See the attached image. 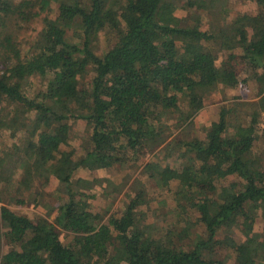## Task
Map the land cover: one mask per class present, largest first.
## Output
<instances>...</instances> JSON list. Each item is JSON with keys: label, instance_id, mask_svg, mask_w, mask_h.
Returning <instances> with one entry per match:
<instances>
[{"label": "trees", "instance_id": "trees-1", "mask_svg": "<svg viewBox=\"0 0 264 264\" xmlns=\"http://www.w3.org/2000/svg\"><path fill=\"white\" fill-rule=\"evenodd\" d=\"M246 1L255 10L245 17L255 25L250 37L225 25L203 29L198 15L178 17L179 0H0V129L14 139L0 147V264H229L233 255L237 264H264V226L260 237L250 234L256 218L264 219V148L252 146L264 122V0ZM217 4L223 11L221 0L178 5L215 10ZM40 15L41 29L24 46L12 27ZM99 34L108 39L100 51ZM223 47L231 52L215 65ZM238 58L261 69L259 97L220 106L203 136L179 139L177 171L159 160L143 166L157 187L171 192L176 222L154 234L157 226L139 209L145 201L138 179L119 213L91 211L84 191L91 181L78 170L133 166L149 140H162L163 120L187 125L206 94L236 84L227 66ZM77 121L88 138L75 132ZM32 139L44 153L30 152ZM78 139L85 144L81 154L61 148ZM222 166L234 178L208 187ZM50 175L67 186L65 196L55 195V223L6 205L45 203ZM105 189L102 195L111 198ZM229 223L249 234L236 240L223 231ZM58 229L72 239L62 242Z\"/></svg>", "mask_w": 264, "mask_h": 264}, {"label": "rangeland", "instance_id": "rangeland-1", "mask_svg": "<svg viewBox=\"0 0 264 264\" xmlns=\"http://www.w3.org/2000/svg\"><path fill=\"white\" fill-rule=\"evenodd\" d=\"M187 0H179L177 6L173 8V13L178 17H191L198 15L200 18V25L203 29L212 28L214 24L218 26H227V29L232 30L233 34L240 36L242 31H245L250 37L255 32V25L250 20H245L246 16H252L255 13L253 3L246 0H221L226 6L224 10H221L219 4L215 5V10L212 9H189L179 5L186 3ZM179 4V5H178ZM44 16V14H43ZM42 15L35 17L33 20L24 23L18 22L12 27L18 40L21 41L24 46L25 43H29L39 32L42 25ZM227 30V31H228ZM108 39L105 35L99 34L96 38V48L101 50ZM236 55L241 54V50L236 48L232 50ZM231 52L227 47H223L218 50V56L215 60V65H221L223 60ZM236 61L228 64L227 68L231 71L233 76H236L237 82L235 85L220 84L214 90L205 95L204 106L195 114V116L188 122L187 125L181 127L180 122L169 118L163 120L161 141L152 142L149 140L146 143L145 149L136 155V163L130 167H121L120 169H105V168H91L90 166L79 169L78 176L84 177L91 181L90 189L84 190L86 192L85 203L87 207L93 211L96 215H106L110 213H119L125 205L126 191L128 186L134 179L140 180L142 183L141 196H143L144 203L140 208L143 217L150 222H154L157 226L155 235H159L165 231V229L172 223L176 222L175 214H172V206L174 205L171 192L159 188L156 186L153 180L149 179L147 173L144 171L143 166L147 161L159 160L169 166L171 171H177L182 165L181 156L184 151L178 143L179 139H189L192 137H201L204 135L205 128L208 127L211 122L217 120L218 110L220 106L234 100L250 101L254 100L260 95V81L259 72L261 69H255L249 63ZM30 80L28 78L26 82ZM36 82H41L40 78H31ZM264 94V93H263ZM180 103L185 105L186 98L180 95ZM73 128L78 135H83L88 138L89 134L85 129L84 122L77 121L73 123ZM159 126V124H157ZM258 130L256 138L252 140V146L257 151L264 148V122L258 123ZM8 132V131H7ZM5 131L0 129V147L3 143L14 144V139L10 138ZM85 147L84 140H76L70 146H61L62 149H66L74 154H81ZM43 146L39 144L36 139L30 141V152L33 154L44 153ZM4 158L0 156V169L1 175L4 174ZM234 174L226 169V166L217 168L216 176L213 179L206 180L208 187L219 189L226 185L228 181L234 178ZM110 181V187H107V181ZM32 187H38V180H31ZM175 182L171 183L174 187ZM105 188L111 192V198L104 197L102 193ZM46 192L51 193L47 195L45 203H25L17 204L13 201L6 202V205L15 211L17 214L24 215L29 218L46 217L48 221L55 223V217L57 215L55 195H66L67 186L64 182H61L49 176V182L44 187ZM193 218L197 216L195 211ZM180 218V217H179ZM175 226V225H173ZM264 226V219L257 217L253 229L250 232L254 237H260L261 230ZM224 232H228L236 240L242 241L249 234L246 230H241L232 224H226L223 227ZM59 239L62 242H68L72 239V235L68 232L58 229ZM229 264H237L236 258L233 255L228 259Z\"/></svg>", "mask_w": 264, "mask_h": 264}]
</instances>
